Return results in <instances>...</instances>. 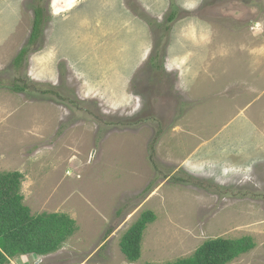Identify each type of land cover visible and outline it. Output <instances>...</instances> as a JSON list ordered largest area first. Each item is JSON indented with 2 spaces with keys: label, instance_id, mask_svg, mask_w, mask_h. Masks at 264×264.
Returning a JSON list of instances; mask_svg holds the SVG:
<instances>
[{
  "label": "rangeland",
  "instance_id": "374dc122",
  "mask_svg": "<svg viewBox=\"0 0 264 264\" xmlns=\"http://www.w3.org/2000/svg\"><path fill=\"white\" fill-rule=\"evenodd\" d=\"M1 174L71 224L8 264H171L217 238L264 264V0H0Z\"/></svg>",
  "mask_w": 264,
  "mask_h": 264
},
{
  "label": "trees",
  "instance_id": "16d2710c",
  "mask_svg": "<svg viewBox=\"0 0 264 264\" xmlns=\"http://www.w3.org/2000/svg\"><path fill=\"white\" fill-rule=\"evenodd\" d=\"M40 24L41 12L37 10L31 38L35 39L39 34ZM21 55L22 53L15 61L16 65L19 64ZM13 89L19 92L26 90L17 86ZM18 178L17 174L0 175V264H8L10 259L17 256L50 255L71 232V224L65 218L29 214L17 191ZM154 219L152 212L142 214L140 220L122 237L120 248L130 263L140 259L143 233ZM252 247L253 244L248 238H217L204 242L191 258L171 264H228L239 255L250 251Z\"/></svg>",
  "mask_w": 264,
  "mask_h": 264
},
{
  "label": "crops",
  "instance_id": "0c3cea01",
  "mask_svg": "<svg viewBox=\"0 0 264 264\" xmlns=\"http://www.w3.org/2000/svg\"><path fill=\"white\" fill-rule=\"evenodd\" d=\"M141 254H142V243H141ZM141 258V257H140Z\"/></svg>",
  "mask_w": 264,
  "mask_h": 264
}]
</instances>
